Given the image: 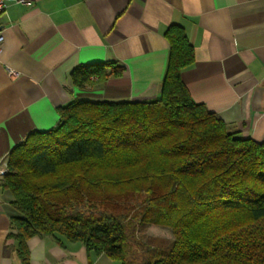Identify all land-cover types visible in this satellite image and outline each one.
Here are the masks:
<instances>
[{
	"label": "trees",
	"instance_id": "1",
	"mask_svg": "<svg viewBox=\"0 0 264 264\" xmlns=\"http://www.w3.org/2000/svg\"><path fill=\"white\" fill-rule=\"evenodd\" d=\"M178 29L160 98H75L55 127L11 150L0 184L13 194L24 264L27 240L44 233L121 264H264V140L192 99L181 79L191 46ZM108 65L75 68L77 86L106 79ZM149 208L164 210L166 245L139 232Z\"/></svg>",
	"mask_w": 264,
	"mask_h": 264
},
{
	"label": "crops",
	"instance_id": "2",
	"mask_svg": "<svg viewBox=\"0 0 264 264\" xmlns=\"http://www.w3.org/2000/svg\"><path fill=\"white\" fill-rule=\"evenodd\" d=\"M2 22L0 169L31 131L55 127L75 98H160L172 26L191 46L181 79L192 99L239 136L264 140V0L10 1ZM94 63H108L109 76L78 87L73 70ZM12 200L0 184V264L26 261ZM27 247L28 264H121L61 234H36Z\"/></svg>",
	"mask_w": 264,
	"mask_h": 264
},
{
	"label": "rangeland",
	"instance_id": "3",
	"mask_svg": "<svg viewBox=\"0 0 264 264\" xmlns=\"http://www.w3.org/2000/svg\"><path fill=\"white\" fill-rule=\"evenodd\" d=\"M75 170L83 169L81 166L75 168ZM8 170V162H7ZM7 172V171H6ZM164 210L162 208H149L143 217V223L140 226V234L147 233V236L153 237L154 241H160L161 246L166 245L171 239V233L169 229L162 226V218ZM141 252L142 250L139 249Z\"/></svg>",
	"mask_w": 264,
	"mask_h": 264
},
{
	"label": "built area",
	"instance_id": "4",
	"mask_svg": "<svg viewBox=\"0 0 264 264\" xmlns=\"http://www.w3.org/2000/svg\"><path fill=\"white\" fill-rule=\"evenodd\" d=\"M14 1L19 3H25L27 0H0V52L2 51L3 44L5 42V36H4V30H3V22H2V16L7 10L8 2ZM2 174H5L7 169H0Z\"/></svg>",
	"mask_w": 264,
	"mask_h": 264
}]
</instances>
